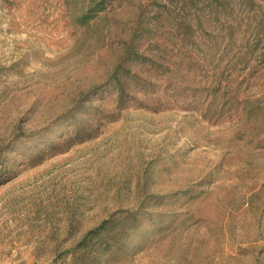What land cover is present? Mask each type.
<instances>
[{
    "label": "rangeland",
    "instance_id": "rangeland-1",
    "mask_svg": "<svg viewBox=\"0 0 264 264\" xmlns=\"http://www.w3.org/2000/svg\"><path fill=\"white\" fill-rule=\"evenodd\" d=\"M88 2L0 0V264H53L113 211L187 189L182 225L128 264H264V0L252 20L112 0L80 22ZM119 66L139 78L122 106Z\"/></svg>",
    "mask_w": 264,
    "mask_h": 264
},
{
    "label": "trees",
    "instance_id": "trees-1",
    "mask_svg": "<svg viewBox=\"0 0 264 264\" xmlns=\"http://www.w3.org/2000/svg\"><path fill=\"white\" fill-rule=\"evenodd\" d=\"M171 1H175L182 11L192 8L193 11H201L198 15L208 13L207 16L214 15L216 18L229 16L233 9L231 4L235 3L245 10L248 15L247 19L252 20V13L256 11V8H261L262 0ZM111 2L112 0H89L79 21L87 23L89 19L108 7ZM177 16L174 26L177 30L184 28L188 32H190L189 28L194 30V25L190 24L187 19L179 18L182 17L181 13ZM198 21L199 26H202V18L199 17ZM246 23L245 27L249 28L252 21ZM254 31L256 34L264 33V16L257 20ZM191 35L189 34L188 37L190 38ZM128 55L135 63L146 59L145 56L134 51H130ZM119 69H121L118 72L119 76L113 77L114 81H111L110 84L116 89L118 105L122 106L126 102L124 96L127 95V83L131 81L138 83L139 78L127 67L119 66ZM138 85L142 86L141 83ZM75 135V137H79L81 130H77ZM195 195L192 189L169 194L145 195L137 207L133 209L119 208L103 218L97 225L84 231L73 245L64 250L61 259L55 260L53 264H128L145 247L159 238L173 233L182 225L185 219L179 217L176 211L171 209L183 202L179 203L180 199H188Z\"/></svg>",
    "mask_w": 264,
    "mask_h": 264
}]
</instances>
